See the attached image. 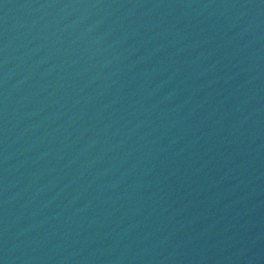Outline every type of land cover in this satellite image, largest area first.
I'll return each mask as SVG.
<instances>
[{
  "label": "water",
  "instance_id": "water-1",
  "mask_svg": "<svg viewBox=\"0 0 264 264\" xmlns=\"http://www.w3.org/2000/svg\"><path fill=\"white\" fill-rule=\"evenodd\" d=\"M0 264H264V0H0Z\"/></svg>",
  "mask_w": 264,
  "mask_h": 264
}]
</instances>
